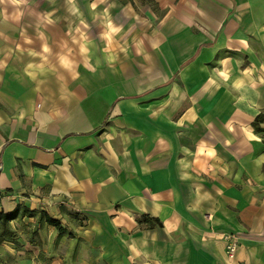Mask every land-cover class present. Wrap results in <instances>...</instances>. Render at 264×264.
Returning <instances> with one entry per match:
<instances>
[{
  "label": "crops",
  "instance_id": "obj_1",
  "mask_svg": "<svg viewBox=\"0 0 264 264\" xmlns=\"http://www.w3.org/2000/svg\"><path fill=\"white\" fill-rule=\"evenodd\" d=\"M42 201L116 264H264V0H0V211Z\"/></svg>",
  "mask_w": 264,
  "mask_h": 264
},
{
  "label": "rangeland",
  "instance_id": "obj_2",
  "mask_svg": "<svg viewBox=\"0 0 264 264\" xmlns=\"http://www.w3.org/2000/svg\"><path fill=\"white\" fill-rule=\"evenodd\" d=\"M227 53L223 54L226 56ZM239 59L242 57L239 56ZM19 207L17 217L0 226V239H3L0 241V264L123 263V249H101L100 238H93L92 244L82 236L86 229V214L78 212L74 206L45 204L42 201L34 206ZM24 209L30 212L26 213ZM44 215L58 220L63 230L58 231L47 224ZM3 231L6 235L1 236ZM236 250L230 253L225 243L224 255L228 262L235 260Z\"/></svg>",
  "mask_w": 264,
  "mask_h": 264
},
{
  "label": "trees",
  "instance_id": "obj_3",
  "mask_svg": "<svg viewBox=\"0 0 264 264\" xmlns=\"http://www.w3.org/2000/svg\"><path fill=\"white\" fill-rule=\"evenodd\" d=\"M19 206H16L12 211L10 212H4V211H0V226H4L6 223L11 222L12 220H14L17 216V213L19 211ZM26 211V213L30 212L28 211V209H24ZM45 216V221L47 224H49L50 226L54 227L55 229H57L58 231H62V227L60 226V222L58 220H54L52 218H50L48 215H44ZM86 219V218H85ZM6 235V233H2L1 236ZM3 239H0V241H2Z\"/></svg>",
  "mask_w": 264,
  "mask_h": 264
},
{
  "label": "built area",
  "instance_id": "obj_4",
  "mask_svg": "<svg viewBox=\"0 0 264 264\" xmlns=\"http://www.w3.org/2000/svg\"><path fill=\"white\" fill-rule=\"evenodd\" d=\"M223 237H224V240L226 242V249H228V251L230 253H233L235 251L236 245H237L234 237H232L230 234L224 235ZM229 255H231V254H229ZM230 257H232V256H230Z\"/></svg>",
  "mask_w": 264,
  "mask_h": 264
}]
</instances>
